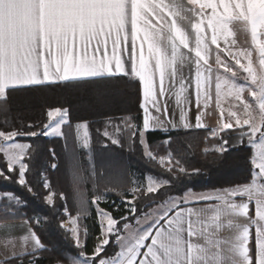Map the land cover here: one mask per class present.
<instances>
[{
    "label": "snow or ice",
    "instance_id": "obj_1",
    "mask_svg": "<svg viewBox=\"0 0 264 264\" xmlns=\"http://www.w3.org/2000/svg\"><path fill=\"white\" fill-rule=\"evenodd\" d=\"M236 26L250 36L244 47ZM43 88L82 92L104 117L96 136L70 99L45 100L39 123L21 118L17 102ZM129 88L138 107L113 114ZM201 129L214 141L202 150L213 172L239 174L207 194L192 181L201 169L171 150L174 133ZM47 137L64 141L62 155L47 150L50 164L38 160L36 143ZM135 152L161 171L131 179ZM38 167L46 192H34L29 178ZM48 169L63 171L67 191L54 189ZM0 184L26 188L52 213L28 216V201L0 191V229L13 232L6 221L19 216L27 225L21 251L0 255V264H264V0H0ZM110 193L128 215L100 207ZM93 211L98 235L80 223Z\"/></svg>",
    "mask_w": 264,
    "mask_h": 264
},
{
    "label": "trees",
    "instance_id": "obj_2",
    "mask_svg": "<svg viewBox=\"0 0 264 264\" xmlns=\"http://www.w3.org/2000/svg\"><path fill=\"white\" fill-rule=\"evenodd\" d=\"M38 99H35L31 102H24V101H18L15 107L18 109V115L23 118L27 122H34L39 123L40 119L44 120L45 117L43 115V110L41 108V104L46 100L48 103L55 104L57 102H64L65 100H72L75 102V107L79 109L78 114L81 116H84L86 119L91 121V133L93 137L96 136V129L102 127L101 123H98L97 121H102L104 117H101L97 113H95L91 108L88 107L87 101L81 102V98L83 97L82 92H77L75 89L65 91L60 88H43L40 93L37 94ZM122 102L118 106H114L111 109V112L117 116L121 114L119 110L123 109H132L133 111L136 110L138 107L139 100L137 96L135 95V89H127L122 90ZM119 109V110H118ZM43 117V119H42ZM37 130V129H33ZM208 134H210L205 129L198 130L188 136H184L183 134L176 136L174 133V142L172 143L171 150L174 151L178 156L184 157L187 166L191 170V168H200L201 169V175L200 176H194L192 177V181L195 185V190H213L214 186H219V184L223 180L227 179H238L239 174L233 173L232 175L228 177H220L216 173L213 172L211 167V161L213 159V156L211 153L208 154L207 160L202 155V150L206 148L207 141L205 140L206 137H208ZM162 134L153 135L151 137V140L154 145H158L162 142ZM23 141L29 142L27 138H25ZM39 145V150L41 155L38 157V160L43 163L44 161H47V163H52L54 161L49 160L46 153L49 148H53L56 150L57 153L63 154V146L64 141L62 139L54 138V137H47V138H41L39 141L36 142ZM98 147V146H97ZM161 152L163 149H160ZM127 154V153H126ZM131 167L134 171V175H131V179H137L141 172H146L147 169H152L154 173H159L161 169L157 167L154 164H149L148 161L140 156L139 152L132 153L129 157ZM85 168H87V165H85ZM41 169L38 167L36 169H33V172L30 174V179L32 180L35 191L40 192H46L45 189H43L40 186V180L41 178L37 175V172ZM138 170V171H137ZM45 175L48 176V178L51 180L54 189L57 192L60 191H67L68 190V178H66L63 174V171L56 172L55 170L48 169V171L45 173ZM85 176H87V171L84 173ZM187 183V181H185ZM85 190L87 191V198L91 199V193L92 191H95V189L92 187V183L89 180L84 186ZM100 191L104 190V185L100 184ZM108 188H115L117 193H120L122 191L121 186L110 184L107 186ZM129 187V185L124 186ZM3 190H14L17 195L21 196L23 199L28 201V207L26 209H23L22 211L26 213L28 216H32L33 212L40 214L43 216L44 214H47L49 216L52 215V213L49 211V208L47 205L44 204V202L41 199H37L34 196V193H29L26 188H23L19 185H4L0 184V191ZM178 191H180V186L177 185L176 188L172 189L171 192L165 193L164 197L166 198L168 195H175ZM63 202L57 201V206L59 208L60 204ZM146 203V201H140L139 204L141 207ZM69 209L75 213L76 208L74 207L71 199L68 201ZM101 206L108 210H112L113 207H119V211L114 212L113 215L119 218L122 215H128L127 210L125 209L121 196L119 194H109L108 200L106 202L101 203ZM63 209L60 208V212L62 213ZM140 214L139 212L137 215ZM0 216H2V213H0ZM24 219L23 216L15 217V218H9L8 220H22ZM3 221V220H0ZM80 223L82 225L86 224L89 228L90 235H98L99 234V227H98V217L96 216L95 212L93 211L91 213V217L87 220L81 219ZM94 243L93 239L88 240V247L91 249L92 245ZM44 264H48V261L46 260Z\"/></svg>",
    "mask_w": 264,
    "mask_h": 264
},
{
    "label": "crops",
    "instance_id": "obj_3",
    "mask_svg": "<svg viewBox=\"0 0 264 264\" xmlns=\"http://www.w3.org/2000/svg\"><path fill=\"white\" fill-rule=\"evenodd\" d=\"M234 30L236 31L235 39L237 40V45L241 47L246 46L245 42L247 40H250V36H248L240 26H236ZM185 71L187 73V69ZM209 112L210 114L205 116V123L207 126L212 127L215 126L217 114L211 113V110H209ZM4 222L5 221H0V223ZM6 222L15 225V230L11 233H8L7 231L0 229V255L4 253L10 255L13 251H21V248L19 246L21 244V241L19 238L26 232L27 228V225L24 224V219L7 220Z\"/></svg>",
    "mask_w": 264,
    "mask_h": 264
},
{
    "label": "rangeland",
    "instance_id": "obj_4",
    "mask_svg": "<svg viewBox=\"0 0 264 264\" xmlns=\"http://www.w3.org/2000/svg\"><path fill=\"white\" fill-rule=\"evenodd\" d=\"M33 101V100H32ZM42 119H43V117H42ZM39 121H41V119L39 120ZM38 130V129H37ZM210 136V134H208V137ZM22 142H26V141H22ZM214 144V141L213 140H211V139H208L207 140V147H211L212 145ZM213 190H202V191H200V190H195V192L196 193H211ZM100 207L101 208H104L103 206H101V204H100ZM73 214H75V213H73ZM138 215H140V214H138ZM110 251H111V249H110Z\"/></svg>",
    "mask_w": 264,
    "mask_h": 264
}]
</instances>
